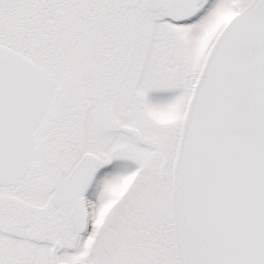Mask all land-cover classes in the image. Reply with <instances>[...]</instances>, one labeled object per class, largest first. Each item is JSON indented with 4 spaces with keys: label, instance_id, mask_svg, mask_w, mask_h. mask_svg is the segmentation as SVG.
I'll use <instances>...</instances> for the list:
<instances>
[{
    "label": "snow or ice",
    "instance_id": "obj_1",
    "mask_svg": "<svg viewBox=\"0 0 264 264\" xmlns=\"http://www.w3.org/2000/svg\"><path fill=\"white\" fill-rule=\"evenodd\" d=\"M0 264H264V0H0Z\"/></svg>",
    "mask_w": 264,
    "mask_h": 264
}]
</instances>
